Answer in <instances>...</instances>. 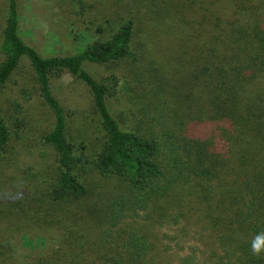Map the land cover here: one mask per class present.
<instances>
[{
  "label": "trees",
  "instance_id": "1",
  "mask_svg": "<svg viewBox=\"0 0 264 264\" xmlns=\"http://www.w3.org/2000/svg\"><path fill=\"white\" fill-rule=\"evenodd\" d=\"M5 1L0 95L27 62L54 157L42 173L7 171L19 129L0 107V264H153L150 231L177 224L187 209L199 213L212 246L203 260L178 264H264L250 250L264 231V102L253 91L264 79V41L248 45L249 33L227 31L222 15L261 0H134L68 56L27 44L15 1ZM65 74L86 87L98 118L94 157L66 134L51 88ZM35 230L57 235V245L17 259L10 241Z\"/></svg>",
  "mask_w": 264,
  "mask_h": 264
},
{
  "label": "rangeland",
  "instance_id": "2",
  "mask_svg": "<svg viewBox=\"0 0 264 264\" xmlns=\"http://www.w3.org/2000/svg\"><path fill=\"white\" fill-rule=\"evenodd\" d=\"M14 1L18 32L23 40L44 56H68L80 52L97 37L93 27L109 18V13L129 7L134 0ZM243 7L244 10L239 12L233 13L230 9L223 12V26L227 31L233 30V34L237 27H243L249 33V37H246L248 45H257L259 36L264 41V0L257 6L248 3ZM5 9L6 1L0 0V43ZM253 24L258 29H252V33ZM84 68L100 76L106 75L101 67L85 64ZM258 86L253 91L257 92L260 88L263 93L258 97L261 95L264 102V79ZM125 87L128 88L127 85ZM125 87L120 81L119 88L124 100L121 106L127 104L126 97L129 95ZM51 88L64 110L68 138L76 148H82L81 152L94 157L103 134L86 87L65 74L52 81ZM130 93L132 97L133 93ZM0 107L11 114L19 129L7 171L19 174L22 169L28 168L42 173V168L50 166L54 157L53 151L43 143V136L49 131V115L34 90L27 62L22 61L6 83L0 95ZM262 134L264 140V132ZM104 187L106 191L112 190L114 183L107 182ZM177 221V224L166 222L155 226L150 231L153 251L158 253L153 264H178L179 259L185 256L201 261L212 246L211 237L202 227L198 212L187 209ZM27 235L10 241L12 253L17 259L36 255L37 251L49 253L48 249H53L59 241L55 234L39 237L36 230Z\"/></svg>",
  "mask_w": 264,
  "mask_h": 264
},
{
  "label": "clouds",
  "instance_id": "3",
  "mask_svg": "<svg viewBox=\"0 0 264 264\" xmlns=\"http://www.w3.org/2000/svg\"><path fill=\"white\" fill-rule=\"evenodd\" d=\"M251 253L257 259H264V231L258 232L251 241Z\"/></svg>",
  "mask_w": 264,
  "mask_h": 264
}]
</instances>
